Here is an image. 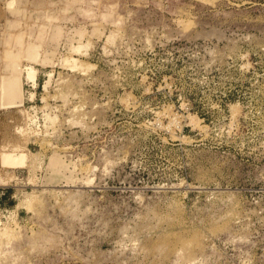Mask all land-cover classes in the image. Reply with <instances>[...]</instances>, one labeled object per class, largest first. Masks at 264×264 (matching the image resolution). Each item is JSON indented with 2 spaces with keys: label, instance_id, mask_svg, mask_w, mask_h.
<instances>
[{
  "label": "rangeland",
  "instance_id": "1",
  "mask_svg": "<svg viewBox=\"0 0 264 264\" xmlns=\"http://www.w3.org/2000/svg\"><path fill=\"white\" fill-rule=\"evenodd\" d=\"M3 229L0 264H264V0H0Z\"/></svg>",
  "mask_w": 264,
  "mask_h": 264
},
{
  "label": "bare ground",
  "instance_id": "2",
  "mask_svg": "<svg viewBox=\"0 0 264 264\" xmlns=\"http://www.w3.org/2000/svg\"><path fill=\"white\" fill-rule=\"evenodd\" d=\"M14 11V10H13ZM31 68V69H30ZM35 74H36V71L34 72ZM33 73V70H32V67H29L28 69H27V71H26V78H34L33 76H35V74ZM50 76V75H49ZM13 77V76H12ZM28 80V79H27ZM36 81V80H35ZM49 82V81H48ZM2 88H3V90H2V92L4 93V96L6 97V98H17V99H19V100H21L22 98H21V94H22V90L20 89V84H19V80H18V78H17V76H14L12 79H9V78H7V79H5L4 81H3V83H2ZM32 96H34V94L32 95ZM16 152V151H15ZM14 152V153H15ZM18 156H19V154H18V152L16 153ZM14 155L13 154V156H17V155ZM10 155V154H9ZM11 156V155H10ZM17 156V157H18ZM11 159H13V157H10ZM14 159H17V158H14ZM20 159V158H19ZM18 159V160H19ZM21 160V159H20ZM3 228H5V227H3ZM9 229V228H8ZM4 231H3V233H1L0 232V235L1 234H4L3 236H5V231H7L6 229H3ZM8 235V234H7ZM6 237V236H5ZM7 238V237H6ZM8 245V244H7Z\"/></svg>",
  "mask_w": 264,
  "mask_h": 264
}]
</instances>
